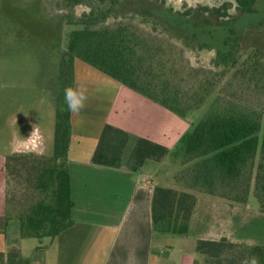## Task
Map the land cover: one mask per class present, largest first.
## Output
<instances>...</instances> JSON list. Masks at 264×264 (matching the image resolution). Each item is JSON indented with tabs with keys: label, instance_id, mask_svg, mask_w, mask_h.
<instances>
[{
	"label": "trees",
	"instance_id": "1",
	"mask_svg": "<svg viewBox=\"0 0 264 264\" xmlns=\"http://www.w3.org/2000/svg\"><path fill=\"white\" fill-rule=\"evenodd\" d=\"M220 1L180 10L164 0L54 1L68 31L47 89L56 108L53 153L13 154L4 165L6 204L15 210L22 238L54 240L73 224L64 89L74 88L75 61L191 121L175 176L183 190H152L153 233L185 237L200 197L239 207L254 198L264 214V0ZM78 5L88 11L75 16ZM201 51L214 54L209 67L185 57ZM195 253L194 264H243L253 255L264 264V246L226 239L199 240ZM0 264L29 261L12 248L0 253Z\"/></svg>",
	"mask_w": 264,
	"mask_h": 264
},
{
	"label": "crops",
	"instance_id": "2",
	"mask_svg": "<svg viewBox=\"0 0 264 264\" xmlns=\"http://www.w3.org/2000/svg\"><path fill=\"white\" fill-rule=\"evenodd\" d=\"M103 77L105 85L116 83ZM78 81L75 67L74 88ZM84 84L83 80L81 85ZM118 87L116 96L121 89ZM136 98L132 97L131 101L139 108L144 107L147 113L159 111L158 106L145 102L139 95ZM124 101L130 100L125 98ZM73 117L74 113H70L71 135L67 150L73 224L51 241L49 249L46 246V250H41L39 259L27 257L30 264H194L185 253L187 248L188 252L193 251L199 240L226 239L234 244L250 245L248 241L235 239L232 231L234 220L246 214L248 205L233 206L205 197L198 199L185 237L153 233L152 190L159 187L156 181L162 173L157 167L170 156L173 147L157 142L158 132L152 126L147 131L143 123L125 127L105 123L95 144L87 147L88 137L84 134L88 129H83L84 136H79L77 141L74 135L78 127ZM31 139L35 141L34 148L29 144ZM8 142V150L0 152V253L17 248L25 256L19 242L24 239L20 235V222L14 208L6 204L5 159L13 154L49 157L51 153H46L48 145L35 128L19 139L13 129ZM214 216L223 217L225 221Z\"/></svg>",
	"mask_w": 264,
	"mask_h": 264
},
{
	"label": "rangeland",
	"instance_id": "3",
	"mask_svg": "<svg viewBox=\"0 0 264 264\" xmlns=\"http://www.w3.org/2000/svg\"><path fill=\"white\" fill-rule=\"evenodd\" d=\"M54 1L0 0V152L8 150V137L13 129L15 137L19 139L35 128L48 145L46 153L51 155L53 153L56 108L49 98L47 89L51 81L57 77L59 54L63 49L65 32L68 31L54 13ZM164 1L174 10L183 7L190 9L197 6H212L221 2ZM229 2L234 3V0ZM56 5L58 11V2ZM87 11L84 5L74 8L75 16ZM213 55L208 51L185 53L191 65L203 67L210 66ZM75 67L79 79L77 87L86 86L88 89L85 108L79 113H74L73 122L78 127L75 139L79 141V138L85 135L88 137L85 141L87 147L95 144L105 123H117L120 127L143 123L144 127L147 126V131H150L152 126L159 134L156 141L173 147L170 156L158 164L157 169L162 173L156 181L157 185L182 191L183 185L176 182L175 176L182 169L181 139L190 131L191 121L160 107L157 109L158 112L147 113L144 107L139 108L135 101H131L132 97L137 100L138 95L130 89L121 86L116 96V89L120 88L118 87L120 85L116 83L112 86L105 85L102 81L103 75L80 61H75ZM83 80L85 84L81 85ZM125 98L130 101L125 102ZM203 112L195 114L193 118L195 122L200 120ZM86 128L88 130L83 135V129ZM246 209V214L243 215L241 212V216L234 220L232 229L234 237L240 241H248L251 246H264V214L258 211V204L254 198L249 199ZM214 217L225 221L223 217ZM51 241L50 238L19 239L26 256L21 255L22 258L29 261L27 257L35 256L39 259V253L46 250ZM195 249L188 252L187 248L185 253L193 261L197 260ZM86 251L87 249L83 250V253Z\"/></svg>",
	"mask_w": 264,
	"mask_h": 264
},
{
	"label": "clouds",
	"instance_id": "4",
	"mask_svg": "<svg viewBox=\"0 0 264 264\" xmlns=\"http://www.w3.org/2000/svg\"><path fill=\"white\" fill-rule=\"evenodd\" d=\"M88 100V89L84 86L76 88L66 87L64 89V102L67 105L70 113H79L85 108ZM35 131H33L34 133ZM251 246V245H250ZM243 264H259V259L256 256L246 257Z\"/></svg>",
	"mask_w": 264,
	"mask_h": 264
},
{
	"label": "built area",
	"instance_id": "5",
	"mask_svg": "<svg viewBox=\"0 0 264 264\" xmlns=\"http://www.w3.org/2000/svg\"><path fill=\"white\" fill-rule=\"evenodd\" d=\"M31 148H34L35 147V141L34 139H31L30 142H29Z\"/></svg>",
	"mask_w": 264,
	"mask_h": 264
}]
</instances>
